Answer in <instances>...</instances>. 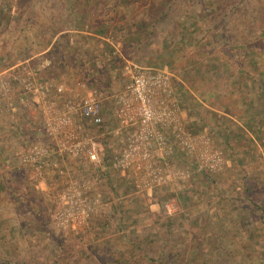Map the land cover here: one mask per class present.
Returning a JSON list of instances; mask_svg holds the SVG:
<instances>
[{
  "label": "rangeland",
  "instance_id": "rangeland-1",
  "mask_svg": "<svg viewBox=\"0 0 264 264\" xmlns=\"http://www.w3.org/2000/svg\"><path fill=\"white\" fill-rule=\"evenodd\" d=\"M164 2L0 0V264H264V0Z\"/></svg>",
  "mask_w": 264,
  "mask_h": 264
},
{
  "label": "built area",
  "instance_id": "built-area-1",
  "mask_svg": "<svg viewBox=\"0 0 264 264\" xmlns=\"http://www.w3.org/2000/svg\"><path fill=\"white\" fill-rule=\"evenodd\" d=\"M145 73L142 71H138L134 74L132 77V80L125 86V93L129 94L134 97V101H130V99H124L120 97L116 104L119 106L118 109V117L120 121L121 126H127L129 122L135 119L134 116H138V121L143 127V130L150 127V123L154 119V112L151 108V105L149 104L147 90H148V78L145 77ZM154 77V76H153ZM160 81L157 80L155 83H157L159 88L164 89L165 88V81L162 82V85L159 83ZM100 100H101V94L97 93L96 91H92L88 94V96L83 100L79 107V113L80 115L86 119L87 121H90L93 124L99 125L102 123L103 118L100 115ZM49 122V120H48ZM59 123L63 124L62 127H65V124H73V121L66 117H61L59 119ZM73 129V128H72ZM62 129H60V132ZM63 133V132H62ZM117 134V131L115 132ZM61 136L65 137L66 140L71 139L70 146L73 148L74 152L76 153L79 151V143L78 140V133L76 132V129L74 128L72 132L66 131ZM150 137L155 136L157 138H160L159 133H153L152 135H148ZM84 154L89 157L90 160L96 159V152L94 149H87L84 151ZM124 160H127V158L130 156L129 153L124 152L123 155Z\"/></svg>",
  "mask_w": 264,
  "mask_h": 264
},
{
  "label": "trees",
  "instance_id": "trees-1",
  "mask_svg": "<svg viewBox=\"0 0 264 264\" xmlns=\"http://www.w3.org/2000/svg\"><path fill=\"white\" fill-rule=\"evenodd\" d=\"M147 1H148V3H150V5H149L150 12L153 13V15L156 14L159 11V10L156 11V9H157L155 7L156 0H147ZM166 1L167 0H165V2ZM8 13H9L8 8L5 5L0 4V27H4L5 24H7L9 22L10 15ZM155 20H156V18H155ZM138 22H139V24H143L144 21L142 19H140V20H138Z\"/></svg>",
  "mask_w": 264,
  "mask_h": 264
}]
</instances>
